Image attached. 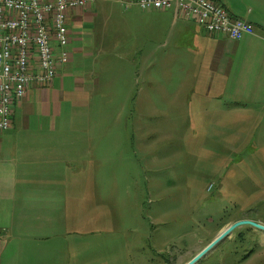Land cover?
I'll return each mask as SVG.
<instances>
[{
	"label": "rangeland",
	"instance_id": "1",
	"mask_svg": "<svg viewBox=\"0 0 264 264\" xmlns=\"http://www.w3.org/2000/svg\"><path fill=\"white\" fill-rule=\"evenodd\" d=\"M100 4L113 12L102 34L118 47L96 56L98 63L105 61L100 78L109 83L102 90L107 95L92 94L87 106L70 112L63 132L90 135L94 142L90 223L77 229L74 224L73 235L79 250L92 251L86 264H162L160 257L174 254L172 244L188 243L192 249L201 227L216 220V208L200 200L202 190H213L207 186L217 184L218 175L228 190L264 183L250 176L264 169V124L257 126L231 96L217 95L215 84L201 87L197 58L186 60L180 53L163 64L168 47L150 58L153 64H140V47L152 45L146 22L136 14L141 11L115 1L91 7ZM167 27L159 22L161 41ZM199 28L208 37L221 35ZM74 39L68 50L76 47ZM232 199L225 198L226 205ZM62 230L67 233L68 227L63 224ZM225 248V241L218 242L194 264L219 263Z\"/></svg>",
	"mask_w": 264,
	"mask_h": 264
},
{
	"label": "crops",
	"instance_id": "2",
	"mask_svg": "<svg viewBox=\"0 0 264 264\" xmlns=\"http://www.w3.org/2000/svg\"><path fill=\"white\" fill-rule=\"evenodd\" d=\"M215 1L230 15L247 21L253 34L239 40L224 34L208 37L199 33L197 22L170 9L133 6L147 24L146 39L152 40L146 50L140 47L139 63L153 64L150 58L168 47L163 64L180 53L186 60L197 58L200 86L215 84L217 95L231 96L260 126L264 124V0ZM112 13L102 4L71 11L67 24L72 23L75 31L67 25L68 41L75 37L76 47L69 48L67 62L49 83H31L11 107L9 128L0 132V264H86L85 257L92 254L90 248L79 250L73 233L74 224L77 229L90 223L94 142L90 135L63 132L71 123L70 112L87 106L92 94L107 95L102 90L109 83L100 78L105 61L98 63L96 56L118 47L102 34ZM160 21L168 24L162 41ZM151 83L154 86L153 78ZM63 224L67 233L62 232Z\"/></svg>",
	"mask_w": 264,
	"mask_h": 264
},
{
	"label": "built area",
	"instance_id": "3",
	"mask_svg": "<svg viewBox=\"0 0 264 264\" xmlns=\"http://www.w3.org/2000/svg\"><path fill=\"white\" fill-rule=\"evenodd\" d=\"M97 1L107 0H0V131L9 127L11 107L29 85L49 83L67 62L68 13ZM113 1L124 9H171L208 33L233 40L253 34L247 21L231 17L215 0Z\"/></svg>",
	"mask_w": 264,
	"mask_h": 264
},
{
	"label": "flooded vegetation",
	"instance_id": "4",
	"mask_svg": "<svg viewBox=\"0 0 264 264\" xmlns=\"http://www.w3.org/2000/svg\"><path fill=\"white\" fill-rule=\"evenodd\" d=\"M257 172H251L250 176L259 181L264 178V169H257ZM216 182L215 185L210 183L207 186L208 189L215 186L208 194L204 190L201 191L203 199L200 200L216 208V220L201 227L199 239L194 242L195 247L192 249H188V243L181 247L172 244L174 254L166 258L160 257L162 264H186L234 224L235 226L214 244L225 241L226 245L225 249L219 251V263L215 264H264V183H254L249 188L237 185L228 190L227 185L219 184V175ZM222 192L228 194L223 195ZM231 195L233 199L228 206L225 198ZM219 202L224 204L221 206Z\"/></svg>",
	"mask_w": 264,
	"mask_h": 264
},
{
	"label": "water",
	"instance_id": "5",
	"mask_svg": "<svg viewBox=\"0 0 264 264\" xmlns=\"http://www.w3.org/2000/svg\"><path fill=\"white\" fill-rule=\"evenodd\" d=\"M227 228L225 231H223L218 237H216L208 246H206L204 249H202L197 255H195L190 261H188L186 264H194L199 257H201L206 251H208L217 241H219L223 236H225L233 227Z\"/></svg>",
	"mask_w": 264,
	"mask_h": 264
},
{
	"label": "bare ground",
	"instance_id": "6",
	"mask_svg": "<svg viewBox=\"0 0 264 264\" xmlns=\"http://www.w3.org/2000/svg\"><path fill=\"white\" fill-rule=\"evenodd\" d=\"M107 1H108V0H107ZM109 1H110V0H109ZM112 1H113V0H112ZM115 2H116V1H115ZM93 4H94V3H93ZM85 7H86V6H85ZM222 7H223V6H222ZM81 8H84V7H81ZM224 9H225V8H224ZM155 10H163V9H155ZM170 10H171V9H170ZM225 10H226V9H225ZM70 12H71V11H70ZM70 12H69V13H70ZM226 12H227V11H226ZM69 13H68V15H69ZM227 13H228V12H227ZM228 14H229V13H228ZM68 15H67V18H68ZM230 16L233 17L232 15H230ZM233 18H236V17H233ZM66 27H67V19H66ZM67 32H68V28H67ZM52 42H53V45H55L54 41H52ZM68 43H69V41H68ZM68 51H69V50H68ZM68 58H69V57H68ZM61 66H62V65H61ZM61 66H60V67H61ZM58 69H59V68H58ZM55 75H56V74H55ZM54 77H55V76H54ZM52 80H53V79H52ZM29 86H30V85H29ZM22 98H23V97H22ZM22 98H21V99H22ZM19 100H20V99H19ZM17 101H18V100H17ZM13 104H14V103H13ZM10 117H11V115H10ZM8 128H9V127H8ZM8 128H7V129H8ZM7 129H6V130H7ZM4 131H5V130H4ZM0 132H1V131H0Z\"/></svg>",
	"mask_w": 264,
	"mask_h": 264
},
{
	"label": "trees",
	"instance_id": "7",
	"mask_svg": "<svg viewBox=\"0 0 264 264\" xmlns=\"http://www.w3.org/2000/svg\"><path fill=\"white\" fill-rule=\"evenodd\" d=\"M230 15V14H229ZM234 17V16H233Z\"/></svg>",
	"mask_w": 264,
	"mask_h": 264
}]
</instances>
